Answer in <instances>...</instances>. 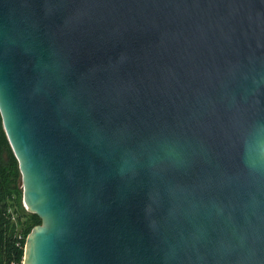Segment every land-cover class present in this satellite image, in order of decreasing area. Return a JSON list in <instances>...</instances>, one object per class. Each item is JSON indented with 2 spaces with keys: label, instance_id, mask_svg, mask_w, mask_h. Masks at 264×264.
<instances>
[{
  "label": "water",
  "instance_id": "95a60500",
  "mask_svg": "<svg viewBox=\"0 0 264 264\" xmlns=\"http://www.w3.org/2000/svg\"><path fill=\"white\" fill-rule=\"evenodd\" d=\"M22 264H264V0H0Z\"/></svg>",
  "mask_w": 264,
  "mask_h": 264
},
{
  "label": "trees",
  "instance_id": "16d2710c",
  "mask_svg": "<svg viewBox=\"0 0 264 264\" xmlns=\"http://www.w3.org/2000/svg\"><path fill=\"white\" fill-rule=\"evenodd\" d=\"M20 180L0 118V264H22L25 239L41 224L22 207Z\"/></svg>",
  "mask_w": 264,
  "mask_h": 264
},
{
  "label": "rangeland",
  "instance_id": "374dc122",
  "mask_svg": "<svg viewBox=\"0 0 264 264\" xmlns=\"http://www.w3.org/2000/svg\"><path fill=\"white\" fill-rule=\"evenodd\" d=\"M22 207H23V205H22ZM23 209L26 211V209L23 207ZM27 212V211H26Z\"/></svg>",
  "mask_w": 264,
  "mask_h": 264
}]
</instances>
